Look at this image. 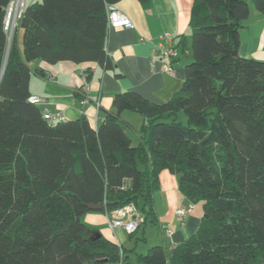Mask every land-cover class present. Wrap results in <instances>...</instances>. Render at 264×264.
Listing matches in <instances>:
<instances>
[{
  "label": "trees",
  "instance_id": "1",
  "mask_svg": "<svg viewBox=\"0 0 264 264\" xmlns=\"http://www.w3.org/2000/svg\"><path fill=\"white\" fill-rule=\"evenodd\" d=\"M120 1L27 5L6 60L11 0H0V264H132L133 249L93 239L98 232L83 216L133 203L144 223H157L155 192L165 169L203 214L195 233L171 250L153 245L137 253L141 264H264V60L240 53L247 0H194L193 59L166 102L122 91L101 123L86 116L52 123L29 101L34 60L114 68L107 5ZM253 2L264 10V0ZM179 44L190 49L185 38ZM124 110L144 118L137 144L122 124Z\"/></svg>",
  "mask_w": 264,
  "mask_h": 264
},
{
  "label": "crops",
  "instance_id": "2",
  "mask_svg": "<svg viewBox=\"0 0 264 264\" xmlns=\"http://www.w3.org/2000/svg\"><path fill=\"white\" fill-rule=\"evenodd\" d=\"M25 1L30 5L37 0ZM247 1L250 14L240 29V53L264 60V10L256 8L253 0ZM193 4L194 0H121L114 5L129 16L134 27L108 28L107 49L114 68L106 69L94 62L77 64L62 61L49 64L34 60L30 62L32 95L44 97L46 101L40 104L42 109L61 114L64 120L86 116L94 123L103 122L114 109L113 98L118 92L136 91L156 103L168 101L182 87L185 67L193 59L190 29ZM165 34L173 38L175 45L185 38L190 49H183V45L179 44L176 57L157 56L152 61V51ZM20 40L21 36L15 35V41L22 50L23 41L20 44ZM166 64H170L171 70L165 68ZM87 68L92 73L88 80L89 89L85 87L83 76ZM121 119L133 144H137L141 139L144 118L135 111L124 110ZM189 202L180 191L178 176L165 169L160 174V187L155 192L157 223L151 222L154 227H149L148 221L133 234L127 233L122 227H111L108 215L102 211L88 212L83 220L91 230L96 229L106 239L133 249L127 254L128 261L141 264L137 253H146L153 245H163L171 250L195 233L203 214L201 203H196L183 224L175 214L181 204ZM142 236L144 238H140Z\"/></svg>",
  "mask_w": 264,
  "mask_h": 264
},
{
  "label": "built area",
  "instance_id": "3",
  "mask_svg": "<svg viewBox=\"0 0 264 264\" xmlns=\"http://www.w3.org/2000/svg\"><path fill=\"white\" fill-rule=\"evenodd\" d=\"M26 6L27 3L25 0H11L7 7L5 28L8 33L9 40L11 41L19 24V20L25 12ZM107 15L109 28L134 27V24L129 16L114 4L107 5ZM177 54L178 49L173 42V38L169 34H165L162 36V41L156 44L152 51V61H155V57L157 56L172 59L176 57ZM165 68L171 70L170 64H166ZM83 76L85 80V87L86 89H89L87 73L84 72ZM29 101L40 105L46 100L42 96L31 95L29 97ZM43 117L52 123L64 120V117L61 114H53L47 109L43 110ZM195 206V203L190 202L188 204H181L176 209L175 214L180 223L183 224L186 221V216L194 210ZM107 215L109 217L111 227H122L127 233H134L144 223V217L140 213L137 205L133 203L126 204L114 210L111 214L107 213Z\"/></svg>",
  "mask_w": 264,
  "mask_h": 264
},
{
  "label": "water",
  "instance_id": "4",
  "mask_svg": "<svg viewBox=\"0 0 264 264\" xmlns=\"http://www.w3.org/2000/svg\"><path fill=\"white\" fill-rule=\"evenodd\" d=\"M10 45H11V40H9V44H8V49H7V54H6V60H7V57H8V53H9V50H10ZM1 79V78H0ZM89 207L93 210H99L101 209V205H89ZM100 236V233H96L92 236L93 239H95L96 237H99Z\"/></svg>",
  "mask_w": 264,
  "mask_h": 264
},
{
  "label": "rangeland",
  "instance_id": "5",
  "mask_svg": "<svg viewBox=\"0 0 264 264\" xmlns=\"http://www.w3.org/2000/svg\"><path fill=\"white\" fill-rule=\"evenodd\" d=\"M18 32H19V34H18ZM16 35H17V36H18V35L21 36V40L19 41V43L21 44L22 41H23V30H17ZM183 121H185V118L183 119ZM148 226H149V227H154L153 224H152L151 222H148ZM141 234H142V233H141ZM140 236H141V235H140ZM140 238H141V237H140Z\"/></svg>",
  "mask_w": 264,
  "mask_h": 264
}]
</instances>
